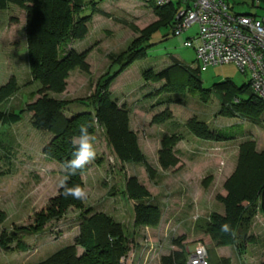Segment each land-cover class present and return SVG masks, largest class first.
<instances>
[{"label":"rangeland","instance_id":"obj_1","mask_svg":"<svg viewBox=\"0 0 264 264\" xmlns=\"http://www.w3.org/2000/svg\"><path fill=\"white\" fill-rule=\"evenodd\" d=\"M86 1L94 2L98 12H93L86 24L84 38L72 42L68 48L76 52L91 48L85 58L88 73L78 69L70 71L61 94L47 93L57 100L89 97L97 79L109 69L108 57L125 51L138 37L131 28L142 30L155 21L151 10L138 0ZM223 1L230 13L255 12L257 17L264 18L263 9L253 8L242 3L243 0ZM89 13L85 6L82 14ZM23 28L24 12L21 9L8 5L0 11V86L13 78L18 87L16 94L0 104V111L17 113L37 98L31 94L40 88L39 83L31 82L29 76ZM196 31V26H191L181 35L172 36L169 27L159 29L144 44L148 46L145 58L129 65L108 88L117 107L127 112L128 127L135 134L138 148L153 171L151 178L140 164L119 163L102 129L94 125L92 143L95 157L81 175L83 189L87 193L82 203L85 209L102 212L124 227L128 250L120 261L122 264H159L161 256L179 250L176 243L186 256L201 244L208 264H260L264 261V224L259 214L250 224L251 240L241 255L230 246L215 247L202 233L209 214L223 215V207L216 196H225L222 185L234 169L238 145L251 140L257 152L264 149L263 127L238 117L216 115L221 99L212 91V86L226 79L239 87L249 81V74L240 73L231 64L199 71L196 77L201 88L209 90L205 102L197 93L153 94L159 84L146 83L141 79L143 70L160 71L170 64L171 58L192 70L197 68L193 51L182 45ZM115 69L112 67L109 71ZM166 109L170 113L168 119L152 121L153 116ZM85 111H91V106L68 104L64 115L69 117ZM191 118L230 139L213 142L195 138L185 128V123ZM171 135L182 137L172 149L177 164L162 170L156 155L159 141L163 136ZM49 138L48 133L31 127L30 114L26 112L21 113L16 124L0 126V233H10L14 227L30 225L33 214L42 210L47 200L57 194L62 169L44 159L41 153ZM129 177H134L146 189L152 203L159 208L156 227H132L134 202L122 194L125 180ZM78 214V211L70 209L58 222L47 224L40 232L22 234L19 239L25 250L0 251V264H35L71 244L77 233Z\"/></svg>","mask_w":264,"mask_h":264},{"label":"trees","instance_id":"obj_2","mask_svg":"<svg viewBox=\"0 0 264 264\" xmlns=\"http://www.w3.org/2000/svg\"><path fill=\"white\" fill-rule=\"evenodd\" d=\"M220 1L228 8L225 1ZM242 3L264 10V0H243ZM8 5H14L24 12L23 33L28 72L31 82H38L40 88L31 94L37 98L17 113L0 111V126L16 124L21 113H29L31 127L50 135L41 153L44 159L61 167L63 181L67 175L64 165L74 158L73 153L76 151V146L72 143L73 138L79 137L82 126H86L89 134L93 135L94 125H97L102 129L119 163L140 164L151 178L153 171L138 148L135 134L128 127L127 112L122 107H117L110 98L108 88L129 65L145 58L148 46L144 44L155 32L167 27L171 30L176 12L174 5L169 3L165 7H147L155 21L142 30L132 27V31L137 33L138 37L130 42L125 51L108 57L109 69L97 79L89 97L73 101L57 100L49 97L47 93L61 94L65 89V80L73 69L88 73L85 58L91 48L76 52L68 48V45L84 38L87 33L86 24L92 13L98 12L96 4L86 0H0V11L5 10ZM85 6L89 8L88 15L82 14ZM242 14L254 16L255 12ZM112 67L116 69L110 72ZM198 72L197 68L192 70L171 58L170 64L160 71L143 70L141 79L146 83L159 84L153 94L197 93L199 99L205 102L209 90L201 88L196 77ZM17 91L15 80L10 78L5 85L0 86V104ZM212 91L221 99L220 109L216 115L225 118L238 117L264 128V120L261 119L264 118V102L251 91L249 81L237 87L225 79L213 85ZM178 100L176 99V102ZM85 103L91 106V111L65 117L64 111L68 104L86 105ZM169 117L170 113L166 109L153 116L152 121H163ZM185 128L192 136L203 141L225 142L230 139L224 133L209 130L203 122L195 118L187 120ZM181 139V136L176 135L163 136L160 139L156 155L162 170L177 164L172 149ZM87 169L88 165L82 170H77L75 175L67 176V186L79 185L83 188L81 175ZM222 187L225 196H216V200L223 207V215L209 214L203 224L202 233L215 247L230 246L241 255L251 240L249 228L257 214L261 216L264 224V149L257 152L253 141L241 142L237 147L234 169ZM63 191L59 186L57 194L47 200L42 210L33 214L30 225L14 227L10 233L1 231L0 251L4 253L24 251L25 245L19 239L22 234H36L47 224L58 222L72 209L79 214L77 233L71 244L63 246L35 264H121L120 261L128 250L124 227L102 212L85 209L82 200L65 197ZM122 194L134 202L132 207L134 229L157 226L159 208L152 203L150 194L134 177L125 180ZM225 224L230 228L228 233L221 231ZM175 245L179 250L161 256L159 264H186V255L178 243ZM260 264H264V261Z\"/></svg>","mask_w":264,"mask_h":264},{"label":"built area","instance_id":"obj_3","mask_svg":"<svg viewBox=\"0 0 264 264\" xmlns=\"http://www.w3.org/2000/svg\"><path fill=\"white\" fill-rule=\"evenodd\" d=\"M145 7H175L172 36L191 26L197 31L182 45L193 51L199 71L231 64L249 74L251 91L264 102V18L230 13L220 0H138ZM207 254L197 244L186 256V264H207ZM122 264V262H121Z\"/></svg>","mask_w":264,"mask_h":264},{"label":"clouds","instance_id":"obj_4","mask_svg":"<svg viewBox=\"0 0 264 264\" xmlns=\"http://www.w3.org/2000/svg\"><path fill=\"white\" fill-rule=\"evenodd\" d=\"M94 137L89 134L86 126L80 128L79 137L73 138L72 143L76 146V151L73 153V159L66 162L64 165V171L67 174L65 179L61 181L60 187L63 188V195L65 197H73L75 199L83 200L87 197L85 190L77 185L75 187L67 186V176L75 175L77 170H82L89 164L95 157V150L92 141ZM221 231L228 233L230 228L227 224L221 227Z\"/></svg>","mask_w":264,"mask_h":264},{"label":"crops","instance_id":"obj_5","mask_svg":"<svg viewBox=\"0 0 264 264\" xmlns=\"http://www.w3.org/2000/svg\"><path fill=\"white\" fill-rule=\"evenodd\" d=\"M137 143H138V140H137Z\"/></svg>","mask_w":264,"mask_h":264}]
</instances>
